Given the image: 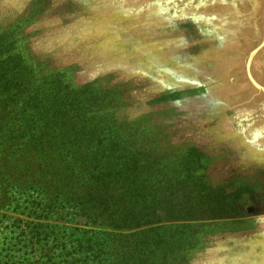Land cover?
I'll use <instances>...</instances> for the list:
<instances>
[{
	"label": "rangeland",
	"instance_id": "obj_1",
	"mask_svg": "<svg viewBox=\"0 0 264 264\" xmlns=\"http://www.w3.org/2000/svg\"><path fill=\"white\" fill-rule=\"evenodd\" d=\"M7 63L228 195L182 264H264V0H0Z\"/></svg>",
	"mask_w": 264,
	"mask_h": 264
},
{
	"label": "trees",
	"instance_id": "obj_2",
	"mask_svg": "<svg viewBox=\"0 0 264 264\" xmlns=\"http://www.w3.org/2000/svg\"><path fill=\"white\" fill-rule=\"evenodd\" d=\"M19 67L0 64V264H182L194 222L234 216L134 126Z\"/></svg>",
	"mask_w": 264,
	"mask_h": 264
}]
</instances>
